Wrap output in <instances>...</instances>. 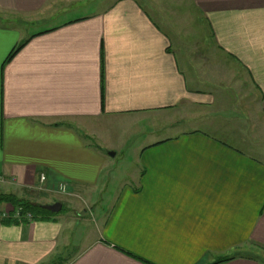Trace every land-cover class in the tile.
I'll return each instance as SVG.
<instances>
[{
    "label": "crops",
    "instance_id": "1",
    "mask_svg": "<svg viewBox=\"0 0 264 264\" xmlns=\"http://www.w3.org/2000/svg\"><path fill=\"white\" fill-rule=\"evenodd\" d=\"M64 1L0 0V175L6 194L39 187L42 205L96 218L7 225L0 204V264H264V0H112L62 19ZM181 124L195 127L168 134ZM119 125L146 141L103 208L120 149L99 143Z\"/></svg>",
    "mask_w": 264,
    "mask_h": 264
},
{
    "label": "rangeland",
    "instance_id": "2",
    "mask_svg": "<svg viewBox=\"0 0 264 264\" xmlns=\"http://www.w3.org/2000/svg\"><path fill=\"white\" fill-rule=\"evenodd\" d=\"M82 1L83 0H65L63 3H60L59 10L63 14L62 19L72 18L79 13H83V11L86 14H90L94 10V8L98 9L99 7H104L107 3H109L112 0H90V2L87 3H82ZM87 4H89V7L86 8L85 10L82 9V7L87 6ZM31 30L33 31L32 28L29 29L26 28L24 29V32L28 33ZM182 116H183L182 113L179 112L167 113L165 114V121H167V123L179 121L180 118H182ZM167 123L165 124L167 125ZM190 127H195V126L181 124L180 126L176 127V129L172 130L174 132L171 133L168 132V134L174 135ZM103 130L106 129L103 128ZM107 130L105 133H103L105 137H102V142H100L99 145L105 147L108 144L107 143L108 141L109 146L116 145V147H118L120 151L118 152V155L115 158L108 159V163H107L108 169L104 178L105 187H102V189L99 190L100 193H98V197H97L98 200H103V208L107 207L109 203H111V201L114 199L121 186L130 183L132 181H135V178L137 177V168H138L137 155L139 150L143 147L146 141L143 138V136H139V137L131 136L133 135L131 134L132 132H129L131 129L126 125H119L118 127L112 128L111 129L113 131L112 134H109V131L107 133ZM108 149L111 150L110 148ZM6 185H7L6 183L0 185V194H6L4 193L7 189ZM12 190L16 191L17 189H12ZM26 191L27 193L24 195L26 199L24 198V200L33 202L34 204H41L42 200H39L38 195L41 192H43L42 188L33 187L27 189ZM19 198L22 199L21 197ZM84 200L86 201L85 198ZM71 204L70 205L64 204V209L62 210L61 213L71 214L74 216V213L79 211H80L79 213L84 214L83 211L87 209L90 214L89 216H92V219L96 218L97 206H92L91 203L83 204L82 201L80 200H74L72 201ZM93 225L94 223H92L91 220L90 223L86 222L85 224H83L80 227V229H78L76 233L77 236H75V239L80 240L79 236H84V235L86 236L87 234H89L90 229L93 227ZM83 243L79 242L75 244L76 246L74 248L70 249L67 253L66 252L64 253L65 257L67 256L71 257L72 255H74V253L77 252L82 247Z\"/></svg>",
    "mask_w": 264,
    "mask_h": 264
},
{
    "label": "trees",
    "instance_id": "3",
    "mask_svg": "<svg viewBox=\"0 0 264 264\" xmlns=\"http://www.w3.org/2000/svg\"><path fill=\"white\" fill-rule=\"evenodd\" d=\"M24 45L16 49L12 52L9 59H11ZM7 203L10 204L15 210L18 208H22V218L15 219L14 217H10L8 219H4V223L7 225H19L25 223L27 220L24 218L26 214H31L33 220H47L50 217L54 216L55 214L50 213L46 210L41 208V204H34L33 202L26 201L24 199H20L14 194H0V204ZM64 207V206H63ZM64 209V208H63ZM231 258H225L223 260L218 261L215 264L225 263L230 261Z\"/></svg>",
    "mask_w": 264,
    "mask_h": 264
},
{
    "label": "built area",
    "instance_id": "4",
    "mask_svg": "<svg viewBox=\"0 0 264 264\" xmlns=\"http://www.w3.org/2000/svg\"><path fill=\"white\" fill-rule=\"evenodd\" d=\"M45 176H41V183H44L45 182ZM5 183H7V179L3 176V175H0V185L1 184H5ZM59 190H60V192H62V193H67V191H68V187L65 185V184H61L60 185V187H59ZM15 211V215H14V218L15 219H20V218H22V208H18V209H16V210H14ZM8 217V215L7 214H4V215H0V218H7ZM24 218L27 220V221H32L33 220V217H32V215L31 214H26L25 216H24Z\"/></svg>",
    "mask_w": 264,
    "mask_h": 264
},
{
    "label": "water",
    "instance_id": "5",
    "mask_svg": "<svg viewBox=\"0 0 264 264\" xmlns=\"http://www.w3.org/2000/svg\"><path fill=\"white\" fill-rule=\"evenodd\" d=\"M111 156H115L114 153H111ZM41 208L53 214H58L62 211L63 205L61 203H55L51 205H42Z\"/></svg>",
    "mask_w": 264,
    "mask_h": 264
}]
</instances>
